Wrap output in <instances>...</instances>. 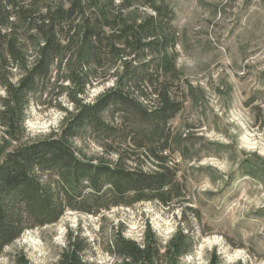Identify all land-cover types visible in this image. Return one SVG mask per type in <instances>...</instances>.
Segmentation results:
<instances>
[{
    "label": "trees",
    "instance_id": "obj_1",
    "mask_svg": "<svg viewBox=\"0 0 264 264\" xmlns=\"http://www.w3.org/2000/svg\"><path fill=\"white\" fill-rule=\"evenodd\" d=\"M174 23L157 0H0V257L68 212L182 207L168 166L170 123L182 109ZM33 105L58 109L63 126L21 143ZM196 245L180 222L165 245L151 230L140 245L116 229L108 254L117 264H177ZM89 247L68 234L57 264H91ZM209 264L223 263L214 254Z\"/></svg>",
    "mask_w": 264,
    "mask_h": 264
},
{
    "label": "rangeland",
    "instance_id": "obj_2",
    "mask_svg": "<svg viewBox=\"0 0 264 264\" xmlns=\"http://www.w3.org/2000/svg\"><path fill=\"white\" fill-rule=\"evenodd\" d=\"M157 1L174 10L179 33L182 109L170 123L175 152L168 166L183 187L182 207L145 202L99 216L68 212L57 224L27 232L0 264L18 256L57 264L74 232L90 245L86 261L117 264L108 254L116 229L140 245L151 230L165 245L180 222L197 245L177 264H209L214 254L223 264H264V0ZM64 117L33 105L21 143L58 134Z\"/></svg>",
    "mask_w": 264,
    "mask_h": 264
}]
</instances>
